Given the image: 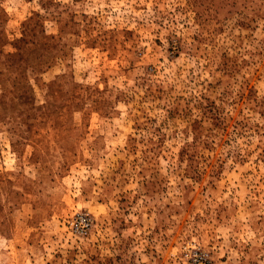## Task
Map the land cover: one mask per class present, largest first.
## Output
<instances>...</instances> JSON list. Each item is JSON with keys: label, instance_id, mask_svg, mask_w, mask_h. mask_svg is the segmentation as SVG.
Here are the masks:
<instances>
[{"label": "rangeland", "instance_id": "rangeland-1", "mask_svg": "<svg viewBox=\"0 0 264 264\" xmlns=\"http://www.w3.org/2000/svg\"><path fill=\"white\" fill-rule=\"evenodd\" d=\"M197 252L264 264V0H0V264Z\"/></svg>", "mask_w": 264, "mask_h": 264}, {"label": "built area", "instance_id": "built-area-1", "mask_svg": "<svg viewBox=\"0 0 264 264\" xmlns=\"http://www.w3.org/2000/svg\"><path fill=\"white\" fill-rule=\"evenodd\" d=\"M79 220H80V223L82 224V228L86 229V227L88 226V219L85 218V216H80ZM83 232H85V231H83ZM197 254H198L197 259L199 261L198 262L199 264H208L209 263L205 254H202L201 252H197ZM194 257H195V255H194ZM194 261H195V259H194Z\"/></svg>", "mask_w": 264, "mask_h": 264}]
</instances>
